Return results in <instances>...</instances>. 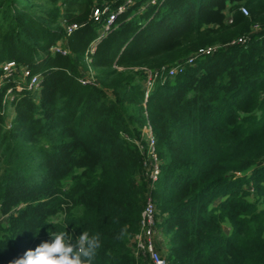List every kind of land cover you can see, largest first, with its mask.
Returning a JSON list of instances; mask_svg holds the SVG:
<instances>
[{"label": "trees", "instance_id": "trees-1", "mask_svg": "<svg viewBox=\"0 0 264 264\" xmlns=\"http://www.w3.org/2000/svg\"><path fill=\"white\" fill-rule=\"evenodd\" d=\"M9 61L0 264L59 231L99 234L93 264H148L130 241L148 192L136 144L147 123L168 264H264V0H0V79ZM147 70L159 77L145 95Z\"/></svg>", "mask_w": 264, "mask_h": 264}, {"label": "built area", "instance_id": "built-area-1", "mask_svg": "<svg viewBox=\"0 0 264 264\" xmlns=\"http://www.w3.org/2000/svg\"><path fill=\"white\" fill-rule=\"evenodd\" d=\"M130 0H127L129 2ZM124 6L118 7V11H121ZM240 10L243 14H247V10L244 6L240 7ZM100 11L98 8H95L92 12V15L95 17L99 16ZM114 19V15L110 14L109 18L106 21L104 29H107ZM77 27V24H69L66 27L67 33H70L73 29ZM258 27L255 26V29ZM244 37L238 38V42H243ZM215 47H209L205 50L200 51V53H210L213 51ZM53 50L59 51L60 48L58 46L53 47ZM94 50V43L90 48V52ZM61 51V50H60ZM63 52V51H62ZM198 54L189 55L184 62L180 64H175L168 68L162 67L161 70L165 69L166 74L165 77L171 78L177 74L183 72L185 65L192 64L194 58ZM15 63L13 61L5 62L2 64L3 76L0 79V85L3 84L4 79L11 75V71L14 70ZM86 79H80V82L86 83L91 81L93 78L91 77V73L86 75ZM21 77L22 80H27V88L29 90L37 89L39 83V75L32 74L31 71L27 67H23L21 69ZM159 77L158 70L151 71L147 70V80L145 81V95H147L148 91L153 87L154 80ZM16 89H20V86H15ZM13 99V91L12 88H8L6 90L5 100L10 101ZM141 138L145 141V144L137 142V146L139 147L141 153L143 154L142 159V168L144 177L147 180L148 192L146 196L145 203L141 209L140 218L138 221V231L134 234L131 239V244L133 246V253L136 257H141L147 260L148 264H168L166 257L163 254V251H159L153 242V236L157 233V230L161 229L157 227V224L160 221V218L157 216L158 211L155 205V201L150 194V190L154 188L155 181L159 174V158L155 150V139L152 134L151 125L147 123L142 128ZM264 163V159L262 161Z\"/></svg>", "mask_w": 264, "mask_h": 264}, {"label": "clouds", "instance_id": "clouds-1", "mask_svg": "<svg viewBox=\"0 0 264 264\" xmlns=\"http://www.w3.org/2000/svg\"><path fill=\"white\" fill-rule=\"evenodd\" d=\"M123 235V233H121ZM50 240L27 250L9 264H93L101 247L99 234L83 231L73 239L66 231L49 232Z\"/></svg>", "mask_w": 264, "mask_h": 264}, {"label": "rangeland", "instance_id": "rangeland-1", "mask_svg": "<svg viewBox=\"0 0 264 264\" xmlns=\"http://www.w3.org/2000/svg\"><path fill=\"white\" fill-rule=\"evenodd\" d=\"M23 83L27 84V80H24ZM6 109H7V111H10V113H11L12 110H11V107H10L9 103H8ZM1 219H4V218H1ZM157 227H159V224H157ZM225 230H227V229L225 228ZM153 242H154L155 247L160 252L161 251H163V252L166 251V249H167V237L165 236V234H164L162 229L157 230V233L153 236Z\"/></svg>", "mask_w": 264, "mask_h": 264}, {"label": "crops", "instance_id": "crops-1", "mask_svg": "<svg viewBox=\"0 0 264 264\" xmlns=\"http://www.w3.org/2000/svg\"><path fill=\"white\" fill-rule=\"evenodd\" d=\"M8 113H9L10 116H12L13 115V110L11 111V113H10V111H8Z\"/></svg>", "mask_w": 264, "mask_h": 264}]
</instances>
